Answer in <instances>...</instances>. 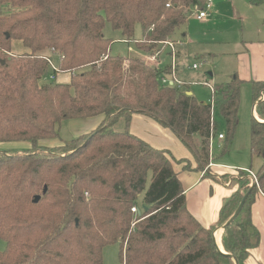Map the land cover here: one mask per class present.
I'll return each mask as SVG.
<instances>
[{"label":"trees","instance_id":"trees-1","mask_svg":"<svg viewBox=\"0 0 264 264\" xmlns=\"http://www.w3.org/2000/svg\"><path fill=\"white\" fill-rule=\"evenodd\" d=\"M205 2L0 0V144L31 145L0 152V240L6 244L0 264H102V250L112 244L119 245L122 264H244L258 247L251 206L255 193L264 195V82H250L260 122L252 118L249 154L263 159L258 186L237 180L217 222L204 228L188 212L173 168L181 164L189 171L190 163L132 135L130 119L141 114L172 132L202 172L210 162V139L219 134L216 111L224 121L221 156L231 144L243 82L233 76L213 87L212 103L198 102L187 95L185 81L182 90L160 84L167 63L153 68L138 57L111 56L112 41L103 34L108 23L127 43L139 25L135 48L153 54L161 42H176ZM248 3L259 7L264 0ZM14 41L26 54L10 56ZM49 61L57 68L54 76L70 74L68 84L43 83ZM183 67L178 60L179 77ZM95 117L101 124L86 135L61 146L38 145L57 138L62 121ZM120 121L122 131H115ZM246 194L240 213L221 233L222 254L213 233Z\"/></svg>","mask_w":264,"mask_h":264},{"label":"rangeland","instance_id":"rangeland-1","mask_svg":"<svg viewBox=\"0 0 264 264\" xmlns=\"http://www.w3.org/2000/svg\"><path fill=\"white\" fill-rule=\"evenodd\" d=\"M228 2L229 3H221L219 5V11L215 12L216 14L209 18L207 22L199 23L194 21V18H189L187 23V37H190L192 42L188 44L187 52L185 51L187 47H184L183 49V51L186 52V60H183L185 61V67L182 69V76L180 79L181 81L188 83L189 92L198 102L207 104L211 99L213 87L229 82L231 77L236 74L237 55L243 48V42L254 37V33L259 30H262L261 36H264V20H262V24L260 21L258 26L255 25L254 21L249 22L246 26H242L241 21L234 16L235 11L232 12L233 3L238 2L236 0H229ZM185 28L186 26L182 27L177 36L183 34ZM103 34L106 38L112 41L109 50L111 56L121 58L138 57L142 61L145 60L144 55L146 54L135 48V41L141 38L139 25L135 27L134 37L127 43L123 41L124 39L122 35L118 31L113 30L108 23H105L104 25ZM190 39H187V41L190 42ZM15 45L16 44L13 43V47ZM128 49H131V51ZM204 52H208L211 56H207L208 54L206 55ZM23 54H26V52ZM23 54L11 52L10 56H21ZM46 54L52 55L51 51ZM186 61L187 65L190 66L189 68L186 65ZM52 62L55 64L56 61L54 58ZM193 64L197 65V70L191 69ZM209 72L213 74L212 78L207 77L206 74ZM51 76H54V73L50 68L47 75L43 79V83L68 84L69 81L66 78H70V74L66 72L56 73L55 77L57 79L55 80H50ZM259 95L262 96L261 99H264L263 90H260ZM255 105L256 104L253 105L252 102L251 85L249 83H243L240 87V103L237 113L238 125L231 144L227 147L226 152L221 156L222 141H220L221 146L218 148L220 142L217 141L216 136L214 139V146L211 148V153L213 161L218 163L219 167L232 166L234 169L241 171L251 170L255 173L257 178L258 171L263 164V159L260 157L252 158L249 154L250 125L253 118L251 109L252 106ZM91 120H100V118L95 117ZM214 121L217 126V131L224 135V121L217 111L214 114ZM256 121L260 122L259 119ZM92 126V121H88V119L62 121L57 126L58 137L54 139L42 140L38 143V145L47 148L61 146L67 141H71L88 134L91 131L90 127ZM122 129L123 122L120 121L115 126L114 130L122 131ZM30 148L31 145L24 142L0 144V152H21ZM246 175L238 177V182L243 180L248 181L250 188L251 180ZM5 248V242L0 240V252H3ZM118 252V244H112L104 247L102 250V264H122L119 260Z\"/></svg>","mask_w":264,"mask_h":264},{"label":"crops","instance_id":"crops-1","mask_svg":"<svg viewBox=\"0 0 264 264\" xmlns=\"http://www.w3.org/2000/svg\"><path fill=\"white\" fill-rule=\"evenodd\" d=\"M228 1L229 0H212V7L208 17L199 20L197 19V14L193 12L192 16L189 18H194V21L199 23L207 22L209 18L216 14L215 12L219 11V5L225 2L229 3ZM236 1L238 3H233L232 12L235 11L234 16L241 21L242 26H246L252 21L255 22L256 26L260 24V21L262 24V20H264V10H262L264 9V5L252 7L249 5L248 0ZM187 23L183 34L176 37L177 42L180 43L177 51L179 62L186 60L185 56L188 51V44L192 42L190 37H187ZM261 34L262 30H259L254 33V37L244 41L243 48L237 55V72L234 76H237L243 83L250 84L252 81L264 82V36H261ZM187 39H190V42L187 41ZM13 43L18 46L15 45L13 47ZM184 47H187L185 50L186 52L183 51ZM11 52L23 54L27 51L22 47L20 42L14 41L12 42ZM204 53L206 55H211L208 52ZM164 61L167 63V59L164 58ZM187 67L189 68L190 66L187 65ZM181 76L182 73L180 77ZM55 79L57 78L55 77L54 80ZM66 79L70 81V78ZM251 114L256 120H258L254 111V106H252ZM91 119L93 118L88 119V121H92L93 123V126L90 127V132L94 131L101 124L102 118H100V120ZM129 132L146 142L153 149L169 152L175 160H186L190 163L191 170L189 171L184 170L183 165L181 164L173 165L174 171L177 174L178 180L184 191L186 208L202 227L209 228L214 225L218 220V214L223 203L239 187V184L237 183L238 170L234 169L232 166L219 167V164L213 161L212 156V158H210L212 166L209 168L207 166V168H205L207 169L206 175H204L205 169L202 172L196 171V164L192 155L173 135V133L162 128L154 120L144 115L133 114L131 116ZM208 170L210 172H208ZM223 176H226V179H224ZM251 220L259 232L260 241L258 247L248 252V257L244 264H264V195L260 192H257L254 195V202L251 206ZM217 233H219L220 237L222 231H216V233H214L215 236Z\"/></svg>","mask_w":264,"mask_h":264},{"label":"built area","instance_id":"built-area-1","mask_svg":"<svg viewBox=\"0 0 264 264\" xmlns=\"http://www.w3.org/2000/svg\"><path fill=\"white\" fill-rule=\"evenodd\" d=\"M211 7H212V0H206L203 9L201 10L195 9L193 10V12L197 14V19L201 20V19L208 17ZM159 45L161 48L160 51H156L153 54H146V55L143 54L145 56V60L143 62L147 66H150L153 68H162L163 65L165 64V61H164V57H165L167 59L169 70L167 73L162 74V76L160 77L159 79L160 84L163 86L173 87L178 90L184 89V82L181 81L180 77L178 76V69H177V65H178L177 49L180 43L177 41L174 42L168 39V40L161 42ZM128 50L131 51V49H128ZM49 63H50V68L52 69L53 73L57 72V68L52 64V62L49 61ZM191 69L197 70V65L193 64L191 66ZM54 78L55 76H51L50 80H54ZM208 103H212V100H210ZM216 136H217L218 142L224 139L223 134L219 133V134H216ZM216 136L211 137L210 139V158H212L211 148L214 146V139ZM220 146H221V142L219 143L218 148H220ZM211 166L212 164L211 162H209L208 168ZM206 170L207 169L204 170V173L206 172ZM243 172H246L245 174H247V177L250 178L251 184L256 183V187H257L258 183H257V178H256L255 173L252 172L251 170H244ZM131 212L136 213L137 212L136 208H132Z\"/></svg>","mask_w":264,"mask_h":264},{"label":"water","instance_id":"water-1","mask_svg":"<svg viewBox=\"0 0 264 264\" xmlns=\"http://www.w3.org/2000/svg\"><path fill=\"white\" fill-rule=\"evenodd\" d=\"M206 75H207V77L212 78V73H211V72L207 73ZM187 95H188V96H191L192 94H191L190 92H188ZM253 118H254V117H253ZM254 119H255V118H254ZM257 183H258V180H257ZM254 187H256V183H252L250 189H252V188H254ZM246 198H247V194L243 196V198H242V200H241V202H240L238 208L236 209L235 213L233 214V216L228 220V222H227L225 225H223L221 228H219V229H217V230H221V231H223V229H224L225 226H227L228 224L232 223V222L235 220V218L238 216V214L240 213L241 209L243 208V205H244V203H245V201H246ZM38 200H39V197H37V198L35 199V202H37ZM214 233H215V232H214ZM214 233H213V241H214V244H215L217 250H218L220 253L224 254V252H223V250H222V247L220 248V247L218 246L216 240H215V234H214ZM232 260H233V262H234L235 264H238L234 259H232Z\"/></svg>","mask_w":264,"mask_h":264},{"label":"bare ground","instance_id":"bare-ground-1","mask_svg":"<svg viewBox=\"0 0 264 264\" xmlns=\"http://www.w3.org/2000/svg\"><path fill=\"white\" fill-rule=\"evenodd\" d=\"M215 240H216L218 246L221 248V243H220L219 233L216 234V236H215Z\"/></svg>","mask_w":264,"mask_h":264}]
</instances>
